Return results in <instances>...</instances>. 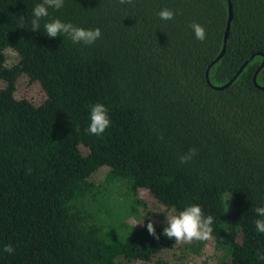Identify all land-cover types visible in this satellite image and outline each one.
Instances as JSON below:
<instances>
[{"label": "trees", "instance_id": "trees-1", "mask_svg": "<svg viewBox=\"0 0 264 264\" xmlns=\"http://www.w3.org/2000/svg\"><path fill=\"white\" fill-rule=\"evenodd\" d=\"M38 2L0 0V250L14 248L0 251V264H132L171 248L166 224H153L154 236L122 210L104 222L91 181L102 166L107 184L125 182L129 211L145 204L146 188L177 213L195 203L212 215L225 252L216 264H264V235L254 230L264 205V90L254 81L257 72L264 85V0H231L217 61L228 0H64L33 31ZM163 8L171 20L159 18ZM56 18L101 37L50 38L43 23ZM7 49L18 55L11 66ZM22 74L41 84L40 104L16 96ZM97 102L111 119L99 137L86 132Z\"/></svg>", "mask_w": 264, "mask_h": 264}, {"label": "clouds", "instance_id": "clouds-1", "mask_svg": "<svg viewBox=\"0 0 264 264\" xmlns=\"http://www.w3.org/2000/svg\"><path fill=\"white\" fill-rule=\"evenodd\" d=\"M64 6V0H42L32 8L31 13V30L36 31L41 27L42 19L49 17V9L59 10ZM157 15L161 20H171L175 13L167 8L161 9ZM195 37L203 41L206 33L205 29L199 23L190 25ZM43 29L46 35L50 38H55L58 35L70 38L73 44L82 42L85 45H90L96 42L101 37L99 28H83L73 25L70 22H64L59 18L45 20ZM111 119L108 115V108L105 104L97 102L91 105L89 112V123L86 128L88 134H93L97 137L101 136L110 126ZM195 150H190L188 154L180 157L181 162H187L192 159ZM258 218L254 221L255 232L264 235V205L254 209ZM214 217L205 215L199 204H189L185 206L178 214L168 217L166 226L162 230V234L169 239L180 241H204L208 240L213 231ZM149 234L155 236L153 224H147ZM4 253L11 254L14 248L11 244L4 245L0 250ZM257 259L264 261V252L257 251Z\"/></svg>", "mask_w": 264, "mask_h": 264}, {"label": "rangeland", "instance_id": "rangeland-1", "mask_svg": "<svg viewBox=\"0 0 264 264\" xmlns=\"http://www.w3.org/2000/svg\"><path fill=\"white\" fill-rule=\"evenodd\" d=\"M7 64L11 66L18 61L16 51L7 49ZM5 81L0 80V89L4 87ZM16 96L27 98L35 104L45 100L46 94L37 81L31 82L27 75L18 77ZM83 151H86L83 148ZM109 168L100 167L92 176L91 181L100 187V199L104 206V222L110 221L108 211H123V220L134 226H144L149 222L152 224H166L169 216L178 214L174 209L168 208L160 203L146 188H140L138 197L145 204H138V212L129 211L131 200L127 196L126 185L123 181L106 183L105 178ZM229 194H225V204L228 205ZM129 208V209H128ZM241 235H239V238ZM225 258V252L215 244L211 235L208 240L198 241H174L173 246L162 251L150 261L136 260L132 264H216Z\"/></svg>", "mask_w": 264, "mask_h": 264}, {"label": "water", "instance_id": "water-1", "mask_svg": "<svg viewBox=\"0 0 264 264\" xmlns=\"http://www.w3.org/2000/svg\"><path fill=\"white\" fill-rule=\"evenodd\" d=\"M228 1H229V17H228L227 27H226V32H225L224 47H223L222 52L220 53V55L217 57L216 61L221 58V56L223 55V53L226 50V42H227V39H228V35H229V32H230L231 23H232V19H233V5H232L231 0H228ZM263 65H264V61L262 63V66ZM238 74H239V72L228 83H226L224 85H221V86H214V87L217 88V89H222V88L228 86L238 76ZM256 75H257V72H256V74L254 76L255 84L257 85V87H259L260 89L264 90V85H260V84L257 83Z\"/></svg>", "mask_w": 264, "mask_h": 264}]
</instances>
